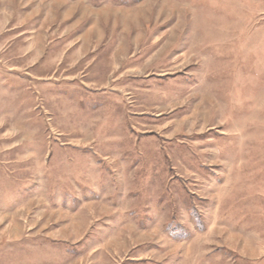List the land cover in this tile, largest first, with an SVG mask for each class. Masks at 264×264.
Listing matches in <instances>:
<instances>
[{
	"label": "rangeland",
	"instance_id": "374dc122",
	"mask_svg": "<svg viewBox=\"0 0 264 264\" xmlns=\"http://www.w3.org/2000/svg\"><path fill=\"white\" fill-rule=\"evenodd\" d=\"M0 264H264V0H0Z\"/></svg>",
	"mask_w": 264,
	"mask_h": 264
},
{
	"label": "crops",
	"instance_id": "0c3cea01",
	"mask_svg": "<svg viewBox=\"0 0 264 264\" xmlns=\"http://www.w3.org/2000/svg\"><path fill=\"white\" fill-rule=\"evenodd\" d=\"M93 215V214H92Z\"/></svg>",
	"mask_w": 264,
	"mask_h": 264
}]
</instances>
